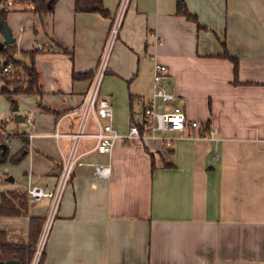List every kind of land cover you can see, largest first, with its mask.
<instances>
[{
	"label": "crops",
	"instance_id": "1",
	"mask_svg": "<svg viewBox=\"0 0 264 264\" xmlns=\"http://www.w3.org/2000/svg\"><path fill=\"white\" fill-rule=\"evenodd\" d=\"M183 1L204 30L176 15V0H131L101 94L112 100L114 130L126 134L139 125L140 138L117 141L110 157L93 150L94 139L79 140V165L42 264H264V0ZM117 3L102 0L107 18L75 13L73 0H57L40 15L21 3L7 15L15 57L33 62L42 88L41 96H17L16 112L0 95L1 143L14 176L1 193L27 200L24 215L0 216L8 243L26 244L29 219L46 218L50 202L31 201L25 189L29 182L56 185L61 155L73 142L65 136L78 130ZM12 19L27 30L13 32ZM222 43L238 62L239 84L221 57ZM154 63L168 70L159 85L175 96L169 108L211 129V139H195L191 130L188 137L147 134ZM10 126L16 139L5 131ZM88 129L94 131L92 122ZM54 132L64 137H45ZM96 165H109V178L95 177Z\"/></svg>",
	"mask_w": 264,
	"mask_h": 264
},
{
	"label": "built area",
	"instance_id": "2",
	"mask_svg": "<svg viewBox=\"0 0 264 264\" xmlns=\"http://www.w3.org/2000/svg\"><path fill=\"white\" fill-rule=\"evenodd\" d=\"M131 0H118L116 10L112 16L110 27L106 35L101 55L97 61L96 67L92 73L90 85L86 93L84 102L80 107V123L78 130L72 136V145L66 155H61V170L53 189L27 184L25 194L33 202H39L47 199L50 202L48 213L44 219L42 229L34 249L30 264H40L43 258L45 244L49 234L52 221L55 218L61 197L68 185L76 165H79V155L77 153L79 140L82 138H92L95 140L94 151L98 154L110 157L114 144L117 141L140 138V133L135 125H131L126 134H119L112 126L113 103L110 97L101 94V85L107 72V64L117 40L119 31L127 8ZM42 46L38 45V50ZM10 70L9 66L0 70V76H6ZM168 70L164 65L154 63L152 66V86L153 94L144 108V127L150 137H155L158 132H179L181 135H187L189 130L193 131V138L202 139L213 136V131L195 121L186 119L184 113L179 107L171 110L168 103L175 101L173 94L166 93L159 83L167 77ZM157 102L161 104L157 107ZM30 124V120H26ZM89 122L93 123L94 131L89 132ZM32 137V136H30ZM45 137L58 139L64 135L54 132L45 135ZM93 175L97 178H109V165H96L93 168Z\"/></svg>",
	"mask_w": 264,
	"mask_h": 264
},
{
	"label": "trees",
	"instance_id": "3",
	"mask_svg": "<svg viewBox=\"0 0 264 264\" xmlns=\"http://www.w3.org/2000/svg\"><path fill=\"white\" fill-rule=\"evenodd\" d=\"M3 1V0H0ZM20 1V0H19ZM32 5V12L35 14H47L52 12L54 4L57 0H27ZM49 5V8H48ZM73 9L75 13H94L102 17H109V13L104 9L102 0H73ZM8 11L0 8V24L5 23ZM176 15L193 22L198 30H204L199 24L194 15L189 13L183 0H176ZM0 37L2 38V30L0 27ZM223 54L221 57L229 60L233 65V84L237 82L238 62L231 57L222 43ZM15 44L5 46L0 51V70L3 67L9 66L10 70L6 77L0 76L2 85L0 87V95L4 96L10 104H14L16 97L24 96H41L42 88L39 81V74L33 64H24L15 57ZM92 77V76H91ZM12 83L16 85L11 89ZM1 126V124H0ZM139 126V125H137ZM1 128V127H0ZM2 129V128H1ZM0 129V130H1ZM139 130L142 129L139 126ZM2 134L0 133V145L2 144ZM152 158V156H151ZM7 161V150L2 152L0 149V164ZM11 162L18 163L19 158H11ZM27 200L24 194L19 193H0V216L15 217L24 215L26 212ZM43 221L39 218L29 219L28 242L26 244H11L5 240L4 233L0 232V262L8 260H16L20 264H30L34 249L36 247ZM43 258L40 264H42Z\"/></svg>",
	"mask_w": 264,
	"mask_h": 264
},
{
	"label": "rangeland",
	"instance_id": "4",
	"mask_svg": "<svg viewBox=\"0 0 264 264\" xmlns=\"http://www.w3.org/2000/svg\"><path fill=\"white\" fill-rule=\"evenodd\" d=\"M21 3L22 4H26V5H30L32 7V5L29 4L27 0H20V2H19V0H3V1H0V8L10 12L13 9H18L21 6H23ZM22 26L25 27L26 30H27V25L26 24L19 25V24L16 23L15 19H12V21L10 22V28L12 29L13 32H15L17 29H19V27H22ZM0 39H1V37H0ZM4 77H6V76H4ZM1 85H2V82L0 81V87H1ZM15 85H16L15 83H12L9 87H11V89H13V87ZM3 98H4V96H3ZM168 104H171V103H168ZM172 109H174V108L172 107ZM21 129H23V128L21 127ZM5 131H6L7 134L10 135L11 139H16L18 137L16 135H14L15 133H13V129H11V126H10V128L7 127L5 129ZM18 132L21 133V131H18ZM157 134L165 135V136L170 137V138H174L177 135V133L169 132V131L158 132ZM6 163L7 162H4V163L0 164V193H1V190L3 188L8 187L10 185V182H7L6 179L7 178H14V176L11 174V172L9 170H6V167H7Z\"/></svg>",
	"mask_w": 264,
	"mask_h": 264
},
{
	"label": "water",
	"instance_id": "5",
	"mask_svg": "<svg viewBox=\"0 0 264 264\" xmlns=\"http://www.w3.org/2000/svg\"><path fill=\"white\" fill-rule=\"evenodd\" d=\"M49 8V5H48ZM1 30H2V39L0 40V51H2L4 49L5 46H9L15 43V39L12 37L10 30L8 29V27L6 26V24L4 22H2L0 24ZM12 111L16 112L17 111V104L14 102V105L12 107ZM15 122H20V116H17L15 119ZM6 145L5 144H1L0 145V149L2 150V152H5L6 150ZM10 181L12 179H9ZM0 264H20L16 261H5V262H0Z\"/></svg>",
	"mask_w": 264,
	"mask_h": 264
},
{
	"label": "flooded vegetation",
	"instance_id": "6",
	"mask_svg": "<svg viewBox=\"0 0 264 264\" xmlns=\"http://www.w3.org/2000/svg\"><path fill=\"white\" fill-rule=\"evenodd\" d=\"M1 39H2V38H1ZM1 39H0V40H1Z\"/></svg>",
	"mask_w": 264,
	"mask_h": 264
}]
</instances>
